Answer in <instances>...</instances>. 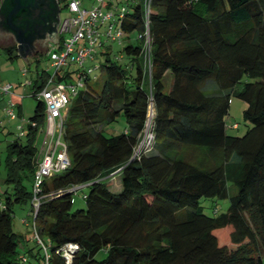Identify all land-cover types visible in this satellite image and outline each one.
<instances>
[{
  "label": "trees",
  "instance_id": "1",
  "mask_svg": "<svg viewBox=\"0 0 264 264\" xmlns=\"http://www.w3.org/2000/svg\"><path fill=\"white\" fill-rule=\"evenodd\" d=\"M118 3L122 37L98 46L100 90L84 66L75 78L73 64L56 73L57 82L83 87L69 91L63 113L70 165L44 179L38 208L32 204L42 254L19 251L12 222L15 207L33 201L41 161L36 139L46 112L36 96L26 140L7 146L0 264H264V0ZM0 49L10 60L19 56L16 46ZM37 74L34 92L50 76L47 69ZM210 81L214 92L202 89ZM233 97L247 103L243 118L251 128L242 137L228 134ZM119 118L125 130L107 135ZM148 122L152 153L140 147ZM183 147L221 152L222 163L194 164L180 154ZM115 174L117 193L107 184ZM229 183L237 193L220 213ZM79 190L85 208L74 210ZM203 199L216 201L212 215Z\"/></svg>",
  "mask_w": 264,
  "mask_h": 264
},
{
  "label": "rangeland",
  "instance_id": "2",
  "mask_svg": "<svg viewBox=\"0 0 264 264\" xmlns=\"http://www.w3.org/2000/svg\"><path fill=\"white\" fill-rule=\"evenodd\" d=\"M60 2L61 12L59 13V18H64L67 16V11L64 8L65 0H58ZM118 1L123 0H113V4L110 7V10L104 6V12L111 11L114 14H117L121 8L122 3H118ZM106 3H109V0H105ZM84 4V5H83ZM100 5L99 2H95V0H82V7L91 8L92 6L98 7ZM117 7V8H116ZM118 9V11L116 10ZM115 19L116 16H114ZM113 21V20H111ZM108 27V22L104 29ZM56 37L50 36V34L46 35V43L45 41L37 42L33 53L29 56L22 57L19 55L17 58L10 60L7 58L6 53L0 49V78L2 83H9L14 86L15 94L19 96V103H21L22 109L21 112L16 109V116L15 118L11 119L8 117L0 108V117L4 118L5 124L2 125L4 127L3 130L0 129V187L5 186L6 180V158L8 155L7 146L8 144L13 141L16 137L21 138L22 141L26 140L29 125L32 124L30 118L35 112V108L37 105L38 99L33 95V90L31 86L27 85V83L31 80V78L36 77V66H38L39 70L47 69L49 66V61L47 60V53L50 50L51 46L57 45ZM15 42H11L7 45H0V48L7 47L13 45ZM113 51L117 53L119 49V44L116 42L113 44ZM98 55H95L93 60H88L84 63V67L87 69H91L89 72V83L91 86H94L96 90H100L103 84V72L101 70V65L104 62V57L102 56L101 49L98 48ZM38 55L37 54H41ZM71 71L74 72V78L78 75L77 70L79 69L76 65H71ZM24 70L27 71V74L24 75ZM71 78V82L74 84L76 80ZM171 78L169 76L168 80L166 81L167 89L170 87ZM217 85L214 81H210L206 84L202 89L206 92H214L216 91ZM7 101V100H6ZM247 108V103L238 98L233 97L230 103L229 109V116L227 118L229 128L228 134L231 136L242 137L246 134V132L251 128V124L246 122L243 118V112ZM2 118L0 120H2ZM47 122L44 120L39 125L36 145L40 148L42 145V141L45 137V132L47 129ZM127 124L123 118H119V120L108 126L106 128V134H118L125 130ZM234 126V127H232ZM145 149L147 153H152L153 150V138L150 135H147V138L144 141ZM181 155L185 156L190 162L197 164L199 166H212V165H219L222 163V154L221 152H215L206 154L203 149L199 148H192V147H183L180 152ZM107 184L109 189L117 193L122 188L121 184V175L115 174L111 177ZM30 186V185H29ZM87 191V190H85ZM84 190H79L74 194V210L85 208V200L83 199ZM237 193V187L229 183V197L225 200L220 201L219 208L220 213L226 212L228 209L230 202V197L234 196ZM216 205V201L212 199H203L202 206L204 207V212L207 215H212L214 206ZM32 203L27 202L23 205H17L15 207L14 215L12 218L14 231L19 235L18 238V249L21 253H24L25 250L33 249L34 252H41L43 250L40 249L37 241L34 238L32 225L34 223L33 213L32 212ZM25 222L28 225H25ZM46 239V238H44ZM102 257V256H100Z\"/></svg>",
  "mask_w": 264,
  "mask_h": 264
},
{
  "label": "built area",
  "instance_id": "3",
  "mask_svg": "<svg viewBox=\"0 0 264 264\" xmlns=\"http://www.w3.org/2000/svg\"><path fill=\"white\" fill-rule=\"evenodd\" d=\"M95 2H99L100 5L84 8L82 7V0H65L64 8L67 11V16L60 18L55 40L57 45H53L48 53L50 61L47 68L50 73L49 79L41 90H36L33 93L45 105L48 125L40 147L41 161L34 181L32 204L35 209L40 203L38 194L41 192L44 179L63 172L70 165L67 147L62 139V119L70 101L69 93H74L78 88L83 87L80 81L75 85L57 82L56 73L70 64L83 67L86 61L94 59L97 48L102 41H115L122 37L119 25L114 22V13L103 11L105 0H95ZM107 22L108 27L105 32H102L100 29L106 26ZM26 73L27 71L24 70L23 74ZM0 94L10 97L5 111L8 117L15 118L16 103L12 99L13 85L9 83L0 85ZM152 114L153 108L151 106L148 113L149 121ZM147 135L153 138L152 134L149 133V122L140 147H145L143 143ZM2 208L3 204L0 202V209ZM35 237L40 242L37 234Z\"/></svg>",
  "mask_w": 264,
  "mask_h": 264
},
{
  "label": "flooded vegetation",
  "instance_id": "4",
  "mask_svg": "<svg viewBox=\"0 0 264 264\" xmlns=\"http://www.w3.org/2000/svg\"><path fill=\"white\" fill-rule=\"evenodd\" d=\"M6 0H0V36H9L14 40L13 46H16L18 49L19 43L17 42V38L14 33L10 32L6 27V18L1 13V9L3 8ZM45 2L42 6V9L31 8L29 10H23L25 12L21 13L18 21L25 20L28 29L29 39L31 38V46L34 48L37 42L41 40H45L46 43V35L50 34V36H55V33L58 29L59 24V13L58 8L55 6L52 0H43ZM36 6V5H35ZM34 7V6H33ZM29 12L31 14H29ZM32 18L35 21V24L28 23L27 21ZM41 41V43H42ZM12 46V45H11Z\"/></svg>",
  "mask_w": 264,
  "mask_h": 264
},
{
  "label": "water",
  "instance_id": "5",
  "mask_svg": "<svg viewBox=\"0 0 264 264\" xmlns=\"http://www.w3.org/2000/svg\"><path fill=\"white\" fill-rule=\"evenodd\" d=\"M52 2H54L55 6L58 8V13H60V6L58 0H52ZM44 3L45 2H43V0H6L3 8L1 9L2 15H4L6 18L5 27L10 32L15 34L17 42L19 43L18 55H21L22 57L31 55L35 47L33 48L31 46L32 42L31 38L29 39L28 36V29L25 20L23 19L22 21H18V18L20 17L21 13L25 12L23 10H29L35 7L37 9H42ZM29 14L31 13L29 12ZM27 22L35 24V21L32 18H30V22L29 20ZM13 41L14 40L12 39V37L0 36V45H7Z\"/></svg>",
  "mask_w": 264,
  "mask_h": 264
},
{
  "label": "crops",
  "instance_id": "6",
  "mask_svg": "<svg viewBox=\"0 0 264 264\" xmlns=\"http://www.w3.org/2000/svg\"><path fill=\"white\" fill-rule=\"evenodd\" d=\"M59 2V1H58ZM84 5V4H83ZM59 6H60V2H59ZM58 30V29H57ZM57 36V32L55 33V37ZM29 56V55H28ZM37 70H38V67L36 66V69H35V72H36V77L35 78H31V80L27 83V85H29V86H31V88H32V90H33V86H34V84H35V80L37 79ZM46 70V69H45ZM26 75V74H25ZM3 83H2V80H1V78H0V85H2ZM13 91L15 92V90H14V86H13ZM33 92H34V90H33ZM10 99V97L9 96H2L1 94H0V108H1V110L3 111V113H5L6 114V108H7V102H8V100ZM12 99H13V101L16 103V105H15V112H16V109H18V111L19 112H21V109H22V106H21V103H19V96H17L15 93L13 94V96H12ZM7 100V101H6ZM7 115V114H6ZM2 117H0V119H1ZM4 118H2V120H0V129L1 130H3L4 129V127L2 126V125H4L5 124V122H4V120H3ZM0 191H1V195H3L4 193H5V191H6V187L4 186V187H0Z\"/></svg>",
  "mask_w": 264,
  "mask_h": 264
}]
</instances>
